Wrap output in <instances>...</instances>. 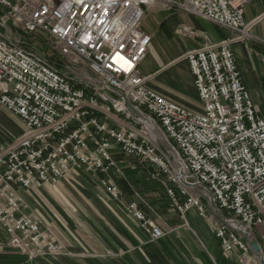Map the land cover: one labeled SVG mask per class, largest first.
I'll list each match as a JSON object with an SVG mask.
<instances>
[{
    "label": "built area",
    "instance_id": "2783aa9c",
    "mask_svg": "<svg viewBox=\"0 0 264 264\" xmlns=\"http://www.w3.org/2000/svg\"><path fill=\"white\" fill-rule=\"evenodd\" d=\"M251 1L0 0V31L10 23L25 34L44 35L70 62L87 64L95 78L82 85V78L0 32V109L25 123L23 134L0 152V224L12 250L29 259L62 251L53 233L29 212L23 191L55 186L72 172L85 171L103 176L101 186L122 203L114 180L122 175L115 147L149 164L154 179L163 178L182 216L195 209L206 218L192 192L202 189L209 201L212 196L226 218L214 227L223 252L237 251L239 264H260L251 244L258 243L254 231L264 228V120L242 84L231 49L248 37L244 10ZM153 4L235 33L233 40L184 56L201 112L168 101L147 87L150 77L140 74L151 45L142 23ZM105 104L113 114H104ZM124 209L151 242L165 237L140 202Z\"/></svg>",
    "mask_w": 264,
    "mask_h": 264
},
{
    "label": "crops",
    "instance_id": "0c3cea01",
    "mask_svg": "<svg viewBox=\"0 0 264 264\" xmlns=\"http://www.w3.org/2000/svg\"><path fill=\"white\" fill-rule=\"evenodd\" d=\"M244 21L248 25V37L243 41L232 43L231 49L242 84L248 92L258 117L264 120V0H252L245 7ZM142 27L151 37L148 53L139 68L142 76L150 77L147 87L186 110L201 112L194 77L184 56L206 44L216 45L233 40L235 33L201 18L166 8L161 4H155L153 8L147 9ZM184 31L186 33H183ZM24 124L18 116L0 109V152L23 134ZM112 154L122 170L123 177L120 176L122 178L120 180L119 176H114V180L122 193L127 192V184L138 179L142 168L137 165L136 159L122 155L115 147ZM100 178L86 172L80 171L77 174L72 172L55 186L32 188L23 191L21 195L29 205V212H36L37 216L52 228L50 229L56 240L68 247L76 245L86 249L84 236L78 239L70 232V229L66 227L68 225L66 220L61 215L62 213L66 215L67 210L73 211V207L92 206L91 191L97 189L96 185L100 183ZM125 200L127 204L136 201L127 200L126 197ZM44 218H48V221L50 219V222ZM131 220L138 226L133 219ZM155 220L162 227L159 219L155 218ZM3 227L0 224V264H27L26 256L8 247L9 236ZM138 228L141 230L139 226ZM120 233L117 235L120 247L125 248L130 244L134 246V241L137 239L135 235L130 232L125 233L123 229ZM170 254L174 258L171 251ZM213 254L212 250L205 253L186 249L183 250L180 255L182 259H179L177 264H192L190 260L193 264H232L222 253H218L215 258ZM42 262L35 264H43Z\"/></svg>",
    "mask_w": 264,
    "mask_h": 264
},
{
    "label": "rangeland",
    "instance_id": "374dc122",
    "mask_svg": "<svg viewBox=\"0 0 264 264\" xmlns=\"http://www.w3.org/2000/svg\"><path fill=\"white\" fill-rule=\"evenodd\" d=\"M154 5L146 8V11L153 8ZM6 28L0 31L1 34L8 35L9 39L14 37L26 51L58 65L64 73L82 78L81 82L78 81L80 84L95 82V78L90 73L87 64L80 61L76 64L70 62L60 54L57 45L50 38L41 34H25L10 23L6 25ZM104 114H113L109 104H105ZM137 165L142 168V171L135 182L130 181V184H127L128 190L123 193L122 203L114 201L101 184L96 183L97 189L90 190L92 193L90 195L92 196V206L73 207V211L72 209L67 210L66 215L62 213L61 217L66 220L65 222L68 224L66 227L70 229V232L78 239H82L81 236H84V247L86 249L79 248L76 245L68 247L57 240L62 247L59 256H45L34 259L27 257V264H35L39 261H43V264H177V261L182 259L180 255L186 249L205 253L212 250L214 252L213 258L218 253H222L230 263L239 264V253L237 251L232 255H227L220 248V241L215 236L214 227L221 220L202 189H196L192 193L200 198L206 218L199 216L195 209L182 216L167 202L166 185L163 178L160 180L154 179L152 177L153 169L149 164L137 160ZM74 172L77 174L80 171ZM121 177L119 176L118 179ZM125 197L127 200L133 199L140 202L146 213L151 216L149 218L159 219L166 234L164 238L151 242L147 235L139 230L138 226L125 212L124 206L127 204ZM33 214L37 215L36 212ZM40 219L44 227L51 231L52 228L42 218ZM50 219L49 221L48 218L45 220L50 222ZM122 229L125 233L129 234L130 232L137 237L134 246L130 244L126 245L125 248L120 247L117 235L121 234ZM263 235L264 228L255 230L253 233L254 240L260 244L264 252ZM170 251L174 254V258ZM123 253L124 255H122ZM190 262L193 264L192 260Z\"/></svg>",
    "mask_w": 264,
    "mask_h": 264
},
{
    "label": "water",
    "instance_id": "95a60500",
    "mask_svg": "<svg viewBox=\"0 0 264 264\" xmlns=\"http://www.w3.org/2000/svg\"><path fill=\"white\" fill-rule=\"evenodd\" d=\"M131 110H132V112L135 113L137 116L139 115L135 109L132 108ZM202 188L208 190L207 186H205V185H203ZM210 202H211V206L213 207V209L217 212V214H218L220 220H221L222 222H224L226 218L223 216L222 212L217 208V206H216V204H215L214 199H213L212 196H211V200H210ZM251 246H252L253 250L258 254V258H259V262H260V264H264V256L262 255L261 248H260L259 244L253 242V243L251 244Z\"/></svg>",
    "mask_w": 264,
    "mask_h": 264
},
{
    "label": "bare ground",
    "instance_id": "6f19581e",
    "mask_svg": "<svg viewBox=\"0 0 264 264\" xmlns=\"http://www.w3.org/2000/svg\"><path fill=\"white\" fill-rule=\"evenodd\" d=\"M147 126L148 127H151V126H153L151 123L149 124V123H147ZM152 135L154 136V137H158V138H161V136L158 134H154L153 132H152Z\"/></svg>",
    "mask_w": 264,
    "mask_h": 264
},
{
    "label": "trees",
    "instance_id": "16d2710c",
    "mask_svg": "<svg viewBox=\"0 0 264 264\" xmlns=\"http://www.w3.org/2000/svg\"><path fill=\"white\" fill-rule=\"evenodd\" d=\"M166 198H167V202L174 208V205L172 203V201L170 200V198L168 197V195L166 194Z\"/></svg>",
    "mask_w": 264,
    "mask_h": 264
}]
</instances>
